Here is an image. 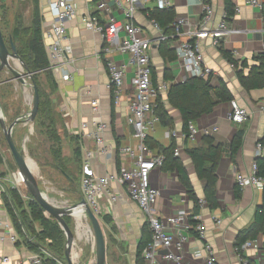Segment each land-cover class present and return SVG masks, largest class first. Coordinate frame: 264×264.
Instances as JSON below:
<instances>
[{"label": "crops", "instance_id": "crops-1", "mask_svg": "<svg viewBox=\"0 0 264 264\" xmlns=\"http://www.w3.org/2000/svg\"><path fill=\"white\" fill-rule=\"evenodd\" d=\"M169 1L175 12L174 22L183 18L190 22L191 27L196 25L202 14L201 8L196 2L192 0ZM262 1L264 2V0ZM48 2L49 0H39L45 45L50 42L46 34L53 22ZM73 2L76 6V16L66 22L67 43L71 47V53L65 58V64L55 72L52 71L57 91L51 98L61 120L58 133L63 141L67 142L70 152L72 153L74 146L70 137H78L83 163L86 152H92V158L88 161L89 169L95 175L105 176L113 174L120 166H130V158L122 155L120 149L124 147L135 149L138 144V141L133 137V128L127 123L128 105L133 95L131 78L134 66L128 64L127 55L110 53L109 57L116 63L128 64L120 101L115 104L112 92L107 87L109 76L104 65L107 57L104 52V42L99 34L86 30L83 23L87 15L97 13L96 0H73ZM155 2V0H149L145 9L139 11L135 16L136 24L141 26L147 36L152 38L157 37V33L151 29L145 12L154 8L158 9ZM210 2L215 9L213 20L218 22L221 19V14L225 11L224 0H210ZM231 2L234 7L240 8V12L233 13L228 25L241 32L228 36L222 42V46L226 51L231 52L234 60H247L251 64L252 57L264 51V21L261 10L247 5L246 0H231ZM116 15L118 14L116 13ZM97 16L101 22L104 21L105 16L103 17L99 13ZM170 38L174 39L170 50H174L175 43L179 42L181 38L174 37V35L168 39ZM157 46L153 45L151 49L152 81L154 86L166 85V90L161 92L157 99L167 111L172 123L171 128H168L157 121L152 128L146 127L145 133L157 145V147L150 148L153 154H161V149L167 148L172 140H175L176 148L180 150L179 161L199 200H204L205 181L199 178L191 158L185 151L197 147L203 136H210L216 144L225 145L233 139L239 129L244 130L242 146L236 155L232 158L230 152L226 150L218 164L216 171L218 207L214 210H209L207 206L199 207V214L195 217L205 225L206 238L199 241L191 234L183 252L186 263L203 264L202 258L193 257V252L201 249L205 242L212 247L216 264H239L235 251L236 238L241 231L252 224L257 209L264 205V188L246 187L241 190V197L235 199L234 190L237 186L235 175L239 173L248 176L251 173V166L256 158L255 146L264 134V114L259 109L260 105H264V89L245 91L235 77L232 64L222 58L218 50L211 46L210 41L201 42L200 49L204 61L211 69V86L217 87L219 80L224 81L233 100L245 107L250 116L244 124H233L227 119L230 102L219 103L209 113L202 114L192 122L200 133L194 141H190L183 134L181 116L168 103L167 95L173 85L181 84L192 77L181 67L177 58L174 61L163 59ZM166 70L171 73L172 79H165ZM1 73L3 71L0 72V75ZM65 74H69L71 79H63ZM95 99L100 104L98 117L107 126L102 137L106 145L111 148V153L108 156L100 155L94 140L87 137V134L94 129L92 125L94 116L91 113L90 103ZM82 123L87 124L86 129H82ZM203 130H209L210 133L204 135L201 133ZM172 134L175 136L172 137ZM9 182L8 167L2 157V164H0V222L2 223L0 225V264H3L1 260L4 257L10 259L7 264H32L31 259L35 253L27 250L14 229L16 241H11L8 236L9 232L4 227L5 223L12 226L2 201V188L8 186ZM150 185L159 192L155 210L162 217L171 216L183 207L192 209L193 204L188 200L186 191L179 182L178 174L175 171L155 169L150 174ZM111 192L117 193L119 199L113 204H109L108 196L104 195L99 201L102 209L100 216L102 218L107 215L111 219L109 227L113 225L116 229L114 238L120 244L116 248L121 252L119 256H116V262L118 264H136L138 244L146 222L138 206L129 199L123 188L115 186ZM105 209L109 212L104 213ZM216 220H219L220 224ZM257 239L260 242V248L248 250L246 256L252 264H264V238L260 235ZM18 240L20 243H17Z\"/></svg>", "mask_w": 264, "mask_h": 264}, {"label": "built area", "instance_id": "built-area-1", "mask_svg": "<svg viewBox=\"0 0 264 264\" xmlns=\"http://www.w3.org/2000/svg\"><path fill=\"white\" fill-rule=\"evenodd\" d=\"M149 0H96V14H89L84 19V28L88 31L99 34L104 42L105 68L107 70L109 81L107 87L111 90L114 103L120 101V95L127 73V65L134 66L133 76L131 78V87L133 90L132 98L128 105L127 123L133 128V137L138 141L135 149L124 147L120 149L122 155H126L131 160L130 166H120L113 174L99 176L92 173L89 169L88 161L92 158V152H86L83 164V173L81 177V194L91 211L99 217L101 215V206L99 201L104 195L108 196V203L113 204L119 199L117 193L111 192L115 186L123 188L126 195L140 209L145 222L151 233V241L143 249L141 257L144 264H188L186 263L183 252L190 240L191 234L197 240L203 241L206 238L205 225L194 218L191 219L192 209L181 208L175 214L162 217L155 210L159 192L150 185V174L155 169H161L164 163L162 154H153L150 148L145 144V128H152L158 118L154 114L156 99L158 95L166 90V85L154 86L152 81V61L151 49L153 45L165 41L167 37L158 23L148 18V11L145 12L149 25L157 33V37L147 36L141 26L136 24V14L145 9ZM158 9H169L171 3L169 0H155ZM201 8V17L194 27L186 19H177L173 22L174 37L181 40L175 43L174 50L177 60L181 67L192 78H207L211 75V69L204 61L203 53L200 49V43L210 41L211 46L219 48L222 42L230 35L240 33V30L231 28L228 25L227 14L224 11L221 19L214 22L215 9L210 0H192ZM246 4L261 10L264 2L262 0H246ZM49 12L53 18L46 36L50 42L45 45L49 59L48 70L56 71L63 64L65 58L71 53V47L67 43L66 22L76 16V6L73 0H49ZM239 7L233 8V13L238 14ZM103 15L104 21L101 22L97 14ZM116 13L118 15H116ZM118 53L128 56V64H118L111 57L110 53ZM234 68L233 65H231ZM63 79L70 80L71 76L65 74ZM230 111L227 119L236 125L244 124L250 113L245 107L239 105L235 100L230 101ZM91 113L94 116L92 125L93 131L87 134V137L94 140L98 147L100 155L108 156L111 148L103 140V133L106 130V124L99 119L100 104L98 100H92L90 103ZM260 112L264 114V105L259 106ZM82 129L87 128L86 123H82ZM216 131V128H214ZM200 133L192 122L188 124L187 139L194 141ZM204 135L210 133L209 130L201 132ZM175 134H172L174 137ZM256 157H262L264 154V144L256 143ZM174 156H180V150H174ZM257 165L254 161L251 166V173L248 176L241 174L235 175V181L240 190L246 187H264V179L256 175ZM113 186V187H112ZM6 186L3 187V191ZM81 199V200H82ZM199 207L206 206L204 200H199ZM109 211L105 209L104 213ZM85 217V215H84ZM195 221L194 225L192 222ZM220 224L219 220H216ZM0 225L2 223L0 222ZM8 236L15 242L16 237L10 224L5 223ZM32 240V239H31ZM260 242L258 239L247 240L241 246L236 247V255L239 264H249L246 256L248 250H258ZM48 255L47 252H43ZM193 257L202 258L203 264H216V259L212 247L205 243L202 248L193 252ZM32 264H42L41 257L34 254ZM10 262L8 257H4L1 263Z\"/></svg>", "mask_w": 264, "mask_h": 264}, {"label": "trees", "instance_id": "trees-1", "mask_svg": "<svg viewBox=\"0 0 264 264\" xmlns=\"http://www.w3.org/2000/svg\"><path fill=\"white\" fill-rule=\"evenodd\" d=\"M30 1L32 3L30 24L22 26L21 23H16L8 40L5 39L3 33L2 35L8 48H10L11 41L14 43L18 57L22 60L28 72L33 75V80L39 93V108L34 122L45 129L44 134L49 137L52 143L56 142L58 144L56 147L53 145L49 149L56 169L59 170L69 182H72L70 179L72 178L71 171L70 168L67 167V164L76 166V171H80L81 184L84 163L82 160L79 138L70 137L74 143L71 158H65L62 154V149L59 147V144L61 146L62 142V137L58 133L61 120L51 98L57 91V84L52 72L48 70L49 59L43 40L42 15L39 7V0ZM233 8L234 5L231 0H224V10L227 14V21L234 15ZM261 15L264 21V4L261 8ZM148 18L155 20L167 37L165 41L158 44V52L163 59L174 61L177 58L176 52L175 50H170V45L174 39H168L174 35V29L172 27L175 18L174 9L154 8L148 11ZM1 22L2 20H0V24ZM217 50L222 58L234 66L235 77L239 85L245 91L264 89V51L253 56L252 63L250 64L247 60H234L231 52L226 51L222 44ZM40 75L45 78L47 90L49 91L42 88L39 81ZM172 78L171 73L166 70L165 79ZM167 100L180 114L182 132L187 137L188 124L190 122H193L202 114L209 113L217 104L230 102L233 98L224 81L219 80L218 86L213 87L211 86V76H209L207 78H192L181 84L173 85L169 89ZM154 114L162 126L171 128V118L167 111L161 106L158 99L156 101ZM243 137L244 130L239 129L235 133L233 139L228 144L224 145L216 144L210 136H203L197 147L185 151L191 158L199 178L205 181L204 201L209 210H214L218 207L216 198V183L218 177L216 171L221 157L223 153L228 150L233 158L242 146ZM259 143L264 144V134L259 140ZM145 144L149 148L157 147L153 140L147 136L145 138ZM175 149V140H172L167 148L161 149L160 153L164 156V163L161 169L164 171H175L178 174L179 182L184 187L188 200L193 204L192 219L199 214V199L194 193L188 175L182 167L179 158L174 156ZM254 161L257 165L256 175L264 179V157H256ZM0 164H2L1 155ZM1 176H4V174H1ZM21 185L24 186L22 182ZM234 196L235 199L241 197V190L238 186H236L234 190ZM81 199L82 194L80 201ZM2 201L14 231L27 250L39 255L42 264H59L64 256L65 240L63 231L60 229L58 223L47 214L32 197L25 202L18 191L14 188H9V186H6L5 190L2 192ZM102 221L106 225L111 224V219L107 215L102 217ZM194 223L196 222L193 221L192 224L194 225ZM110 230L112 233H115L116 229L111 225ZM260 235L264 238V205L257 209L252 224L238 234L235 247L241 246L247 240L257 239ZM150 241L151 233L147 223H145L138 244L137 257L135 260L136 264H144L141 253ZM17 243H20L19 240ZM43 248L53 252L45 255L43 253V251H45ZM249 264L252 263L249 261Z\"/></svg>", "mask_w": 264, "mask_h": 264}, {"label": "rangeland", "instance_id": "rangeland-1", "mask_svg": "<svg viewBox=\"0 0 264 264\" xmlns=\"http://www.w3.org/2000/svg\"><path fill=\"white\" fill-rule=\"evenodd\" d=\"M32 15V3L30 0H0V20L2 33L6 40L9 39L11 31L16 23H21L22 26L30 24ZM20 59V58H19ZM21 60V59H20ZM22 62V60H21ZM22 72L28 71L22 62ZM0 75V106L5 118L6 125H10L16 118L27 116L31 108V99L33 90L30 85V80L27 79L28 84L22 85L16 80H13L12 75L7 70H2ZM39 81L44 90H47V82L45 78L40 75ZM23 125V127H21ZM58 126V125H57ZM32 130V132H30ZM44 128L36 124L26 123L23 120L14 128L12 137L13 141L20 152L31 159L37 170L34 169V174L38 179V186L40 190L46 194L49 201L58 206L66 207L80 202V171H76V166L68 165L70 168L72 182H69L59 170L56 169L52 161V155L49 152L51 146L56 147L58 144L49 140V137L44 134ZM62 154L65 158H71L72 153L68 149L67 142L62 139L61 146ZM0 155L5 160L10 182L9 188H14L18 191L21 198L26 202L31 199L27 189L17 183L20 180L17 166L9 151L7 143L4 139L3 132L0 127ZM102 226V230L106 242V264H118L116 256L120 255L117 246H120L117 239L114 238L115 233H112L109 225L103 223L101 216L97 217ZM79 219V220H78ZM78 218L73 213L72 216H65L64 221L67 224L74 241L72 247V259L74 264H93V237L89 229L85 227L89 225L88 220ZM38 228V226H37ZM90 228V227H89ZM64 240L66 242V236ZM47 246V244H46ZM44 249V248H43ZM43 252L51 254L53 251L44 249ZM59 264H67L63 256ZM121 264V263H119Z\"/></svg>", "mask_w": 264, "mask_h": 264}, {"label": "water", "instance_id": "water-1", "mask_svg": "<svg viewBox=\"0 0 264 264\" xmlns=\"http://www.w3.org/2000/svg\"><path fill=\"white\" fill-rule=\"evenodd\" d=\"M21 66L22 62L18 57L14 43L12 41L10 42V48H8L6 45L0 24V72L2 70H7L12 75L13 80H16L22 85H27V79H29L33 90L31 108L28 115L16 118L10 125H6L0 106V127L17 169L24 176L25 188L32 199L58 223L60 229L65 234L66 242L64 248V257L67 261V264H74L71 252V244L74 239L67 224L64 221V217L72 216L75 211H81L91 226L95 240V257L93 264H106V242L102 226L96 215L86 204L85 200L82 199L80 202L66 207L58 206L55 203L49 201L46 194L40 190L38 186V179L37 176H35L34 171L29 170L28 162H31L33 168L37 170L35 163L31 159L27 158L23 152H20L13 141L12 133L15 126H17V124H19L23 119L26 123L33 124L39 108V93L33 80V75L28 71L23 73ZM30 132H32V130H30Z\"/></svg>", "mask_w": 264, "mask_h": 264}, {"label": "bare ground", "instance_id": "bare-ground-1", "mask_svg": "<svg viewBox=\"0 0 264 264\" xmlns=\"http://www.w3.org/2000/svg\"><path fill=\"white\" fill-rule=\"evenodd\" d=\"M15 63L17 64V62L15 61ZM28 166H29V170L30 171H34V169L32 168V163L31 162H28ZM18 174H19V177H20V180L17 182L21 185V182L23 183L24 187H25V183H24V176L21 174L20 171H18ZM75 216H77L78 218H82L84 220H86V218L84 217V214L81 212V211H75L74 212ZM81 219V220H82ZM79 220V219H78ZM83 221V220H82ZM89 222V221H88ZM90 225V224H89ZM85 227L87 229H89L90 233H91V236L93 237V242H92V245H93V252H94V257H95V240H94V235H93V232L91 230V226H88L87 224L85 225ZM90 227V228H89Z\"/></svg>", "mask_w": 264, "mask_h": 264}]
</instances>
